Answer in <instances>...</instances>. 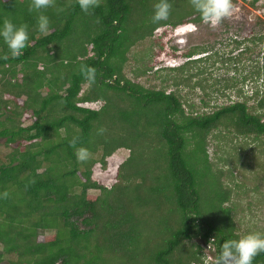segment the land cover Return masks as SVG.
<instances>
[{"label":"trees","instance_id":"trees-1","mask_svg":"<svg viewBox=\"0 0 264 264\" xmlns=\"http://www.w3.org/2000/svg\"><path fill=\"white\" fill-rule=\"evenodd\" d=\"M156 2L101 0L88 15L76 0H55L44 13L50 31L42 34L37 13L28 11L31 0H0V28L8 18L29 31L15 58L0 38V57L9 56L0 58V149L7 150L0 155V264H203L201 245L210 243L215 261L223 242L239 239L227 206V172L209 162L206 141L215 134L264 139V82L210 111L189 105L185 112L177 90L125 78L137 43L158 28L202 22L190 0H169V19L152 23ZM81 64L98 70L91 87L77 71ZM184 68L169 71L180 77ZM168 78L161 82L179 85ZM73 136L92 154L85 164L69 147ZM118 149L128 155L111 186L92 181L93 166L104 168ZM253 264H264V254Z\"/></svg>","mask_w":264,"mask_h":264},{"label":"rangeland","instance_id":"rangeland-1","mask_svg":"<svg viewBox=\"0 0 264 264\" xmlns=\"http://www.w3.org/2000/svg\"><path fill=\"white\" fill-rule=\"evenodd\" d=\"M234 5L233 15L216 28L201 22L195 25L196 31L189 25L174 30L166 27L155 30L151 38L129 50L128 61L123 66L125 78L148 89L177 90L185 112L189 111V105L197 112L210 111L215 106L237 100L236 91L248 96L255 87L261 89L264 82V0H258L253 7L240 2ZM252 38L260 40L253 44ZM236 42L240 44L237 46ZM192 48H198L196 55L182 56ZM236 57L239 60L234 61ZM180 66L185 67L180 77L177 72L169 71ZM146 67L144 75L134 78L133 71ZM166 76L168 79L177 77L180 83L188 80L175 87L172 80L161 82ZM244 77L245 81L241 82ZM98 105L84 106L96 108ZM247 105L252 106V102ZM206 142L209 162L228 175L223 182L232 190L227 206L235 223V233L239 238L249 233H264V139L215 134L214 137L208 136ZM6 151L0 149V155ZM127 155V150L118 149L106 159L104 168L95 164L91 180L109 188L114 182L117 165ZM87 193L96 195L98 191L89 190ZM77 226L81 228L80 224ZM204 246L201 245L200 251L202 262L215 263L213 247L210 246L209 253L203 251Z\"/></svg>","mask_w":264,"mask_h":264},{"label":"clouds","instance_id":"clouds-1","mask_svg":"<svg viewBox=\"0 0 264 264\" xmlns=\"http://www.w3.org/2000/svg\"><path fill=\"white\" fill-rule=\"evenodd\" d=\"M76 3L82 12L92 15V10L100 6L101 0H76ZM190 4L200 14L202 22L212 28L218 27L223 20L231 17L235 10L233 0H190ZM54 6L55 0H31L28 11L37 13V30L42 34H47L50 31V20L44 13L48 8ZM172 9L173 4L169 0H158L153 5L152 23L167 21ZM189 27L193 31L197 30L195 25H189ZM0 38L3 39L11 56L14 58L19 57L23 55V50L28 45V25L20 24L17 26L11 19L5 18L2 28H0ZM0 58L7 60L9 56L5 53ZM77 71L90 87L97 83L98 70L95 67L81 64ZM104 132H106V129L100 128L97 134L103 135ZM79 143L80 137L73 136L69 140V147L75 150L78 162L85 164L92 154L86 147L78 146ZM2 197L6 199L8 193L5 191ZM210 246V243L205 245L203 251L210 253ZM260 254H264V233H249L242 238L223 242L215 259V264H253L254 259Z\"/></svg>","mask_w":264,"mask_h":264}]
</instances>
